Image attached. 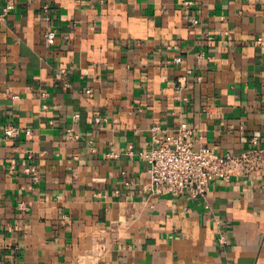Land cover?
Here are the masks:
<instances>
[{"label": "crops", "instance_id": "obj_1", "mask_svg": "<svg viewBox=\"0 0 264 264\" xmlns=\"http://www.w3.org/2000/svg\"><path fill=\"white\" fill-rule=\"evenodd\" d=\"M15 2L0 19V264H264V170L193 200L150 190L140 155L182 124L196 151L264 149V0Z\"/></svg>", "mask_w": 264, "mask_h": 264}, {"label": "built area", "instance_id": "obj_2", "mask_svg": "<svg viewBox=\"0 0 264 264\" xmlns=\"http://www.w3.org/2000/svg\"><path fill=\"white\" fill-rule=\"evenodd\" d=\"M185 5L191 6L192 2H186ZM15 7V0H8L2 6L0 19L4 21ZM198 23V20H193L195 26ZM45 41L47 46L55 45L57 32L53 29H48L45 34ZM262 43L263 40L260 39L257 45ZM175 60L177 64L183 63L182 57H178ZM58 77L61 78L62 74H59ZM182 85L180 81L176 88L177 91L183 90ZM86 93L91 94L92 90L87 89ZM157 130L155 129V131ZM21 133V129L13 125L5 127L3 131L6 139L18 138ZM190 134L191 131L188 125L182 124L176 137L169 141H160L155 135L154 142L158 146L140 154L149 165L150 190L157 194L168 193L174 197L189 195L193 200H204L214 182H229L235 177L252 176L264 170V149L259 147L260 139L258 137H253L251 140L253 147L244 154L220 155L209 147H201L197 151L194 150L193 145L189 142ZM130 149L132 150V147ZM107 157L116 159L119 154L111 151L107 154ZM24 172L30 175L38 174L35 166L26 167ZM216 225L218 229V244L220 247H226L228 241L223 231V221L216 220Z\"/></svg>", "mask_w": 264, "mask_h": 264}]
</instances>
